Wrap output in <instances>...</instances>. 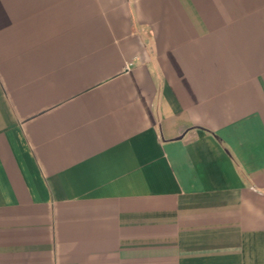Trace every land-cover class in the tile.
I'll return each mask as SVG.
<instances>
[{"label":"crops","instance_id":"crops-1","mask_svg":"<svg viewBox=\"0 0 264 264\" xmlns=\"http://www.w3.org/2000/svg\"><path fill=\"white\" fill-rule=\"evenodd\" d=\"M0 264H264V0H0Z\"/></svg>","mask_w":264,"mask_h":264}]
</instances>
